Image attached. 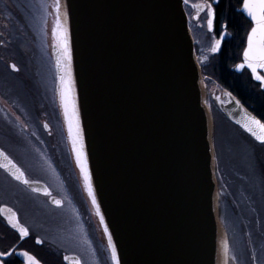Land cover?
Wrapping results in <instances>:
<instances>
[{
    "label": "water",
    "instance_id": "water-1",
    "mask_svg": "<svg viewBox=\"0 0 264 264\" xmlns=\"http://www.w3.org/2000/svg\"><path fill=\"white\" fill-rule=\"evenodd\" d=\"M184 1L59 0L99 237L111 254L112 234L121 264H237L228 244L223 254L213 118ZM37 2L48 10L44 29L60 96L56 0ZM229 94L221 112L261 143L243 126L255 115ZM0 152L8 157L0 155L1 167L11 161L22 170Z\"/></svg>",
    "mask_w": 264,
    "mask_h": 264
},
{
    "label": "flooded vegetation",
    "instance_id": "flooded-vegetation-1",
    "mask_svg": "<svg viewBox=\"0 0 264 264\" xmlns=\"http://www.w3.org/2000/svg\"><path fill=\"white\" fill-rule=\"evenodd\" d=\"M1 1L11 9L15 2ZM34 2L37 8L40 7L37 0ZM209 2L217 10L212 29L207 26V10L201 8ZM241 4L242 0L184 1L196 53L205 77L207 103L213 118L216 114L224 117L223 113H220V105L229 102L228 94L231 93L247 110L264 121L263 85L254 79L250 69L236 67L243 63L242 53L247 46L246 37L253 27V22L239 10ZM2 17L0 62L18 74V71L11 69L12 62L2 52L9 28L4 22L6 15ZM224 25H227L226 29ZM221 36L224 39L220 50L211 51L215 41ZM202 44L209 47L206 53L204 52L206 56L200 50ZM50 59L48 56L47 60L51 64ZM49 71L50 82L54 85V93L51 96L54 125L48 121L42 109L36 113L34 110L28 113L19 102L20 108L13 103H9L12 104L11 107L8 106L7 99H2L5 97L3 91L6 88L0 86V149L16 162L28 180L39 182L43 189L50 193L47 195L44 191L29 188L0 166V252L10 253L0 256V264H28L24 252L36 257L40 264H74L73 259H69L70 263L65 261L67 255H76L80 260L79 264H114L110 252L99 237L95 205L72 148L64 108L55 87V72L53 69ZM55 130L59 132V138L55 136ZM2 138H8L9 141L3 142ZM11 144L17 146L23 155L17 157L12 154L9 151ZM257 145L264 148L262 143ZM61 146L63 150L59 151ZM54 199L62 203L56 204ZM10 217L12 223L9 222ZM17 219L20 226L28 229V236H21L19 227H13ZM56 225H61L68 232H80L82 245L78 247L81 249H67L66 245L60 244L56 246Z\"/></svg>",
    "mask_w": 264,
    "mask_h": 264
},
{
    "label": "rangeland",
    "instance_id": "rangeland-1",
    "mask_svg": "<svg viewBox=\"0 0 264 264\" xmlns=\"http://www.w3.org/2000/svg\"><path fill=\"white\" fill-rule=\"evenodd\" d=\"M25 7L26 10L27 8L28 10H34L31 5H28V7L25 5ZM44 34L46 35V33ZM208 49V45L203 46L202 44L200 46L203 55H205ZM206 67L208 66L206 65ZM3 71L5 73L7 72L3 66L0 65V86L6 88V90L3 91L6 97H2L3 101L7 99L6 104L8 106L11 107L12 104L9 105V103H13L19 108L23 106L28 113L32 112V104L34 101L29 97L30 93L27 91V85L19 78H13L10 74L7 78L4 76ZM24 84L26 86H24ZM18 102L21 106L18 105ZM35 106L36 105H34L36 111L40 109L39 106ZM220 113L222 114V112ZM7 135L10 134L7 133ZM1 141L6 142L9 141V139L2 138ZM256 144L257 143L247 136L245 132L226 120L222 115L216 114L214 116V145L216 149V163L219 178L222 183L221 185L226 190L225 197L228 198L229 196L233 202V206L235 204L237 207L236 212L240 223L239 227L242 231V238L239 240L238 233L240 231L235 229L233 220L229 216L230 213L228 212L227 204L222 202L221 207L223 216L226 219L225 223H227L228 227V230L226 231L223 229L222 233L223 254L225 246L230 243L232 254L235 256L238 264H264V203L261 198L262 193L252 192L254 189L257 190L260 188L256 182V178L259 177V174L252 166V164H255L254 159L250 161L249 159L251 158L247 159L244 157L257 147ZM9 151L17 157L23 155L20 149L14 144L9 146ZM248 157H250V154ZM260 167H262L264 171V164H261ZM228 231H230V234H228ZM234 232H237V235H235ZM74 239H76L77 242ZM81 239L82 235L80 232L72 230L68 232L61 225H56L54 234L56 246L60 244L66 245L67 249L73 250L77 248L75 250H80L81 247L78 246L82 245ZM235 244L238 248L234 247Z\"/></svg>",
    "mask_w": 264,
    "mask_h": 264
},
{
    "label": "snow or ice",
    "instance_id": "snow-or-ice-1",
    "mask_svg": "<svg viewBox=\"0 0 264 264\" xmlns=\"http://www.w3.org/2000/svg\"><path fill=\"white\" fill-rule=\"evenodd\" d=\"M242 5L248 16L251 17V21L254 22V26L251 27V30L246 37L247 46L244 48L242 53L243 63L236 65V67L240 69H250L251 74L255 76V79L264 85V74H262L264 73V0H242ZM55 8L56 18L54 31L56 35V44L59 50L56 64L60 69V100L64 108V116L67 120L68 134L72 143V148L76 154L77 163L80 166L89 194L92 196V202L97 204L95 191L92 187V173L88 167V157L87 152L85 151L83 129L80 123V112L76 99L74 79L72 77V50L69 30L67 24L61 20V5L59 0H56ZM201 8L202 10H207V26L209 29H212L214 26V20L217 17L216 8L213 7V4L210 2L203 4ZM223 27L226 29L227 25H224ZM223 39V36H221L220 39H217L211 51L218 52L221 48V42ZM11 67L17 71L19 70L16 68L15 64H12ZM247 121L248 122L243 123L244 128L258 141L264 144V121L257 119L255 116H248ZM0 155H4L5 160H8V157L5 153L0 152ZM3 167L8 169L17 180H23L25 184L29 183V181L24 177L23 171L12 164L11 161L4 163ZM13 168L16 170L12 171ZM45 192L47 195H50L47 190H45ZM53 202L56 204L62 203V201L55 199ZM97 210L99 211L98 204ZM101 219L103 220L102 215ZM9 222L12 223L11 217L9 218ZM13 227H19L21 236L26 237L29 235L28 229L20 226L18 219L15 221V223H13ZM105 230H107V225L105 226ZM108 242L111 248L112 260L114 261V264H121L117 246L113 242L112 234L110 232L108 234ZM7 255H10V253L7 251L0 252V256ZM23 255L28 258V264H40V261L37 260L36 257L31 256L28 252H24ZM65 259H68V257H65ZM75 264H79V261H75Z\"/></svg>",
    "mask_w": 264,
    "mask_h": 264
},
{
    "label": "bare ground",
    "instance_id": "bare-ground-1",
    "mask_svg": "<svg viewBox=\"0 0 264 264\" xmlns=\"http://www.w3.org/2000/svg\"><path fill=\"white\" fill-rule=\"evenodd\" d=\"M38 4L40 7L37 8L34 0H23L22 2L15 0L13 8L11 9L0 0V14L1 16L6 15L4 22L9 27L5 35L6 38L4 40L2 52L7 59L19 69L18 74L8 69L4 63L0 62V65L7 71L6 73L3 71L4 76L8 78L10 74L13 78H19L27 85L24 84L27 91L30 93L29 97L34 101L32 104V111L34 110L36 113L34 105H38L39 108L46 113L48 121L54 125L53 107L51 106V96L54 93V85L50 82L51 72L49 71V69H53L54 72V66L53 63H51V65L47 60L48 56H50V48L48 46L47 36L44 34V21H46L48 10H44V6L42 7L39 2ZM25 5L27 7L31 5L34 10H28V8L26 10ZM54 80L56 81V78ZM55 136L58 138L60 137L59 132H56V130ZM256 146L257 147L252 150L251 153L249 152L248 155L244 157L247 159L251 158L249 159L250 161L254 159L255 166L253 164L252 166L259 174V177L256 178V182L260 188L257 190L254 189L252 192L262 193L261 198L264 203V171L262 167H260L261 164H264V148L257 144ZM60 150H63L62 146L59 151ZM249 154L250 157H248ZM239 155L243 157L241 154ZM232 203L231 200H227L226 202L228 212L230 213L229 216L233 220V225L235 229L240 231L238 233L240 240L242 238V231L239 227L240 223L236 212L237 207L235 204L233 206ZM234 233L237 235V232ZM234 247L238 248L236 244Z\"/></svg>",
    "mask_w": 264,
    "mask_h": 264
}]
</instances>
